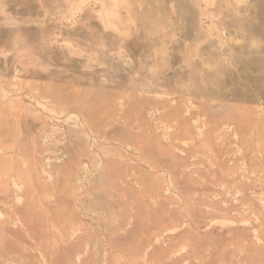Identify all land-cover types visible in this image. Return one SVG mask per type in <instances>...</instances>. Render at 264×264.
<instances>
[{"label":"rangeland","instance_id":"rangeland-1","mask_svg":"<svg viewBox=\"0 0 264 264\" xmlns=\"http://www.w3.org/2000/svg\"><path fill=\"white\" fill-rule=\"evenodd\" d=\"M0 264H264V0H0Z\"/></svg>","mask_w":264,"mask_h":264}]
</instances>
